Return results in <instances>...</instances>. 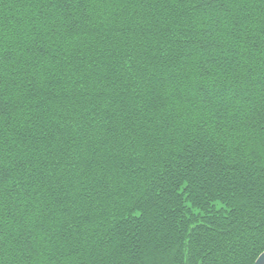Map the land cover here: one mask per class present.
<instances>
[{"label": "trees", "instance_id": "obj_1", "mask_svg": "<svg viewBox=\"0 0 264 264\" xmlns=\"http://www.w3.org/2000/svg\"><path fill=\"white\" fill-rule=\"evenodd\" d=\"M264 0H0V264H254Z\"/></svg>", "mask_w": 264, "mask_h": 264}, {"label": "water", "instance_id": "obj_2", "mask_svg": "<svg viewBox=\"0 0 264 264\" xmlns=\"http://www.w3.org/2000/svg\"><path fill=\"white\" fill-rule=\"evenodd\" d=\"M254 264H264V252L259 256Z\"/></svg>", "mask_w": 264, "mask_h": 264}]
</instances>
